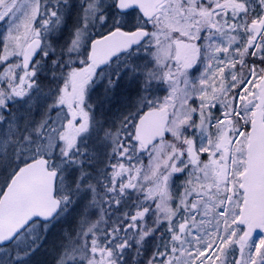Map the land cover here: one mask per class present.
I'll use <instances>...</instances> for the list:
<instances>
[{
	"label": "snow or ice",
	"instance_id": "6c2138e0",
	"mask_svg": "<svg viewBox=\"0 0 264 264\" xmlns=\"http://www.w3.org/2000/svg\"><path fill=\"white\" fill-rule=\"evenodd\" d=\"M0 264H264V0H0Z\"/></svg>",
	"mask_w": 264,
	"mask_h": 264
}]
</instances>
